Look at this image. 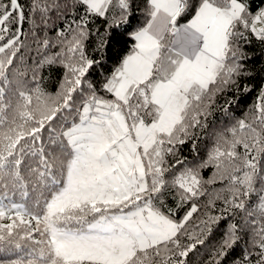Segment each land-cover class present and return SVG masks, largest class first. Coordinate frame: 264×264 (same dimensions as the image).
Instances as JSON below:
<instances>
[{
  "label": "snow or ice",
  "instance_id": "1",
  "mask_svg": "<svg viewBox=\"0 0 264 264\" xmlns=\"http://www.w3.org/2000/svg\"><path fill=\"white\" fill-rule=\"evenodd\" d=\"M29 18L32 63L18 55ZM253 40L252 0H0V264H187L204 244L189 202L217 179L227 195L207 206L234 222L207 264L246 236L239 264H264V84L206 158L179 155L218 98L255 90L240 83ZM225 218L206 213L198 232Z\"/></svg>",
  "mask_w": 264,
  "mask_h": 264
},
{
  "label": "trees",
  "instance_id": "2",
  "mask_svg": "<svg viewBox=\"0 0 264 264\" xmlns=\"http://www.w3.org/2000/svg\"><path fill=\"white\" fill-rule=\"evenodd\" d=\"M28 0H25L27 4ZM257 6H264V0H252V7L255 9ZM28 14L26 13V16ZM53 20L55 17L53 16ZM56 27L67 28L68 21L61 22L55 20ZM31 20L30 18L23 24L22 31L24 35L21 36L24 46L21 48V52L18 55H22L24 60L28 63H32L36 59V44L34 37L31 34ZM47 35L54 36L55 32L49 30ZM91 47V43L89 45ZM247 53L250 56L246 68L252 73L249 77H244L240 83L247 84L252 86L255 90L250 93H244L242 90L237 92L230 90L224 94V96L217 99L215 106L211 109V114L207 118L208 127L203 130L196 131L195 140H189L185 145L181 146L180 157L186 160L188 166H194L195 162L206 158L207 152L213 146L214 133L222 131L225 127L231 125L232 121L229 116L236 119L243 118L245 113L254 106L256 102L257 93L261 84H264V45H261L258 41L253 40L251 46H247ZM108 69L105 68L104 71ZM59 78V73L53 75L52 79L56 80ZM99 79V77H97ZM50 91L55 90V86H50ZM226 101H231V103H226ZM227 109V112L224 109ZM193 142L196 147L193 148ZM215 173L214 167L204 168L201 170L200 175L203 180L207 181L213 177ZM226 181H220L217 179V182L214 184H205L204 188L206 190V195L191 201L189 203H196L200 208V211L193 215L192 219L188 222L186 227L189 229V232H197L200 235V238L204 240L203 245H197V248L191 252L187 258V264H207L210 256L215 252L219 242L223 239V234L229 223L234 222V219L229 216L228 212H223L224 204L222 200H216L215 208L208 207V200L213 198V194L216 192H221L222 195H227L222 192V189L226 187ZM255 200V197H253ZM169 206H174L172 201H169ZM188 208V205H185L184 209L177 211V217H182L184 211ZM211 215H223L226 218L222 219L219 224H212L211 231L207 229L200 234L197 229V225L202 219H205V214ZM236 217L235 219H238ZM248 237H245L247 241ZM245 241H241L234 250H229L228 255L222 261V264H233L242 259L243 253L247 250L248 245ZM194 241L183 240L182 243H193Z\"/></svg>",
  "mask_w": 264,
  "mask_h": 264
}]
</instances>
